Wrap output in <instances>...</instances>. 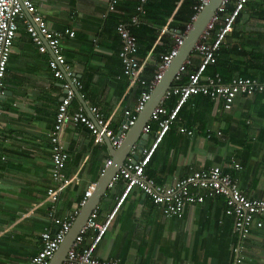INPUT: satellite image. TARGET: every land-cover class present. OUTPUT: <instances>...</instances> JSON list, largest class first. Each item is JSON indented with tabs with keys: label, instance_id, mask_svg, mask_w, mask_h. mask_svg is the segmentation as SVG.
<instances>
[{
	"label": "crops",
	"instance_id": "crops-1",
	"mask_svg": "<svg viewBox=\"0 0 264 264\" xmlns=\"http://www.w3.org/2000/svg\"><path fill=\"white\" fill-rule=\"evenodd\" d=\"M34 2L49 28L74 31L73 37L61 38L60 46L73 75L81 80L84 95L78 91L88 111L75 95L79 105L88 115L89 106H96L118 131L124 111L133 109L138 97L131 86L124 87L115 31L105 27L116 5L109 10L106 0ZM220 50L219 74L264 73V0L248 1ZM51 55L48 49L38 50L19 20L0 99V264H29L40 248V233L57 229L53 217L70 214L111 159L104 140L95 143L86 126L68 124L61 133L68 155L63 171L73 181L55 201L46 198L48 186L53 185L47 134L64 94V78L54 77L48 68ZM195 97L188 99L158 144L145 167L146 176L168 186L193 170L218 165L231 174L245 196L264 198V97L237 96L228 110L216 101L209 109L199 98L192 104ZM75 105L73 100L71 107ZM181 126L193 133L180 132ZM154 135L148 134L144 147ZM137 144L129 155L137 153ZM234 162L240 167L234 168ZM123 188L121 178L108 185L95 207L99 220L112 210ZM201 192L203 201L185 204L177 217L164 215L140 189L132 188L95 255L122 264H235L237 258L236 264H264V216L260 227L253 226L240 239L233 218L224 213V197Z\"/></svg>",
	"mask_w": 264,
	"mask_h": 264
},
{
	"label": "built area",
	"instance_id": "built-area-1",
	"mask_svg": "<svg viewBox=\"0 0 264 264\" xmlns=\"http://www.w3.org/2000/svg\"><path fill=\"white\" fill-rule=\"evenodd\" d=\"M106 1L109 10H113L118 0ZM144 1L139 0L140 4L136 7L137 11L143 12L142 4ZM207 1L199 0V4L196 5L197 12L200 11ZM247 1L221 0L214 15L200 34L193 48L196 56L200 58L196 70L188 74L186 82L172 84L165 91L159 104L152 109L147 123L142 127L141 132L148 133L151 129V122L157 124L153 140L143 148L140 157L136 160H133L132 155H128L123 165L119 167L118 171L111 178L108 185H111L118 178L124 180L123 191L117 196L114 207L102 220H99L96 209L90 212L68 249L65 260L61 264H122L118 259L99 258L95 255V250L102 236L110 226L118 207L134 187L140 189L153 204L159 206L164 215L177 217L182 215L185 204H195L203 201L204 194H202L201 190L205 191L208 195H222L225 200L224 213L233 218V230L239 235L240 239L245 238L253 226L260 227L262 225L261 217L264 216V198L245 196L240 191L231 174L218 165L193 170L184 178H180L168 186L155 182L152 178L146 176L144 172L158 144L178 118L181 107L192 95L202 94L208 96L213 101L220 102L221 106L228 110L232 107L233 101L237 96H251L255 93H264V75H239L224 82L219 73H206L207 67L215 62L220 45L227 33L232 30L235 19ZM229 2L233 4L232 9L222 18L220 27L214 37L210 38V32L213 29L214 23L220 19L219 13L224 11L225 5ZM196 14L192 17L191 22L186 25L183 32L179 31V33H176V30L171 29L175 38V45L170 51L160 56L157 70L149 83L141 77L147 57L144 59L138 57L136 37L131 33L127 24H117L116 31L120 43L118 56L122 63L123 74L128 78L129 86H133L138 82L147 85V89L141 92L133 109L124 111L125 118L119 130L116 131L110 127V118L105 117L94 105L89 106L91 115L85 113L81 106L77 110L71 109V103L75 98L74 87L79 89L81 82L73 75L69 64L66 62L61 52L60 41L64 36L73 37L74 31L67 27L62 30L49 28L43 15L38 11L34 0H0V99L7 61L19 20L24 21L25 29L38 50L45 52L48 49L51 52L52 55L47 63L53 76L60 79L64 78L62 83L64 94L57 104L54 123L47 134L51 151L50 177L53 181V185L48 186L46 190L47 199L55 201L61 191L73 181V178L66 177L63 171L68 157L61 137L64 127L68 124H82L90 130L95 143L102 142L103 137H107L114 148L119 147L126 131L135 123L138 113L149 99L154 86L161 79L164 70L177 53V49L182 43L183 35L191 27ZM25 15H28L29 19H26ZM137 19L138 15L135 14L131 17V22L136 23ZM167 30L165 26L162 32ZM188 58L179 68L175 79L184 70V65L189 63ZM171 96H175L176 101L169 108L165 105L164 100ZM179 131L189 135L193 133L192 129L184 126L179 127ZM133 148L134 146H132L131 150ZM110 163L111 159L106 160L101 173ZM233 166L236 169L240 167L237 162H234ZM94 187L95 183L88 185L83 197L70 214L64 217H53V222L57 225V229L54 232L45 229L40 233V248L31 257L29 264L48 263L59 248L60 243L64 240L75 216L79 212V208L85 204ZM87 235L88 240L84 243V238ZM238 261L240 259L237 258L236 262Z\"/></svg>",
	"mask_w": 264,
	"mask_h": 264
},
{
	"label": "trees",
	"instance_id": "trees-1",
	"mask_svg": "<svg viewBox=\"0 0 264 264\" xmlns=\"http://www.w3.org/2000/svg\"><path fill=\"white\" fill-rule=\"evenodd\" d=\"M248 1L246 2V4L248 3ZM138 4H140L139 0H118L115 6L116 10L110 12L106 17L105 27H109L111 28V30L113 29L115 31L113 35L115 38V43L117 44L115 50L116 54L118 55L120 43L118 33L116 32V26L118 23H129L128 26L130 28V31L133 35H135L137 40L138 57L141 59L147 57L141 77L145 79L147 83H149L157 70V65L160 62V56L170 51L175 45V38L172 34L171 29L179 30L180 32H183L185 30L186 25L191 22L192 17L197 12L196 5L199 4V0H145L142 4L143 12H139L136 10ZM232 7L233 4L229 2L225 5L224 11L219 13L220 19H218L214 23L213 29L210 32V38L214 37L216 31L220 27L222 18L232 9ZM135 14L138 15V20H140L138 24L131 22V17ZM165 26L168 30L162 32V29ZM220 48L217 51L215 62L207 67V74H213L216 72L220 73L218 68L220 65H223V63H221L222 59L221 61L219 59V51H221ZM188 60L189 63L184 65V70L179 73L178 78L174 79L173 84H180L186 82L188 79V74L192 71H195L200 62V58L196 56V52L194 50L191 52ZM118 74H120V77H123L125 79L124 87H127L129 85V81L128 78L123 74L122 63L120 67V72H118ZM220 75L224 82H227L232 77H234L231 76V74ZM239 75L262 76L264 75V73H260V75H257V73L251 74L248 73L247 70H245L239 72V74L235 76ZM79 81L81 82L80 79ZM83 89L84 88H82L81 84L79 90L84 95ZM146 89L147 85H143L138 82L130 88L131 93L135 92V94L137 95L136 97L138 98L141 92ZM195 95L196 97L191 100L192 104H195L194 100L199 98L200 100H203V102L208 103L209 109L213 106L214 102L208 96L202 94ZM254 95L264 97V93H255ZM73 100L76 101V105L74 107H71V109L77 110L80 105L76 98H74ZM175 101L176 97L171 96L169 98H166L164 100V103L170 108L175 104ZM187 103H189L188 100L185 104ZM184 105L181 107L180 111L183 109ZM156 129L157 124L155 122H151V129L149 133L155 132ZM144 172L146 171L144 170ZM147 175L149 176V174Z\"/></svg>",
	"mask_w": 264,
	"mask_h": 264
},
{
	"label": "water",
	"instance_id": "water-1",
	"mask_svg": "<svg viewBox=\"0 0 264 264\" xmlns=\"http://www.w3.org/2000/svg\"><path fill=\"white\" fill-rule=\"evenodd\" d=\"M221 0H208L207 3L197 12L191 27L185 35L181 45L177 49V53L171 59L169 65L164 70L161 79L154 86L149 99L145 103L143 109L138 113L137 119L133 125L129 127L119 147L114 148L111 141L107 137H103V140L108 146L109 153L111 155V163L101 173L99 179L95 183V187L91 195L87 198L85 204L81 207L77 219L66 233L64 240L60 243L59 248L55 251L52 258L47 264H61L65 258L68 249L74 241L76 234L81 226L85 223L90 212L95 209L100 197L104 194L108 187V184L114 174L118 171L119 167L123 165L126 157L129 155L132 146L138 141L137 153H132L133 160L138 158V153H141L146 140L148 138L147 133H142V127L147 123L152 109L157 106L164 96L165 91L169 89L176 75L179 72V68L184 61L190 56L193 48L200 36L204 31L206 25L214 15ZM179 33V30H176ZM75 95L84 104L85 110L88 111V107L81 98V95L77 88L74 87ZM4 94V92H3Z\"/></svg>",
	"mask_w": 264,
	"mask_h": 264
}]
</instances>
